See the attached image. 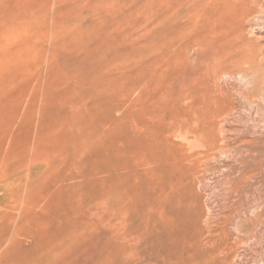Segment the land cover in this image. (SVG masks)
<instances>
[{
  "label": "rangeland",
  "instance_id": "1",
  "mask_svg": "<svg viewBox=\"0 0 264 264\" xmlns=\"http://www.w3.org/2000/svg\"><path fill=\"white\" fill-rule=\"evenodd\" d=\"M197 261L264 264V0H0V264Z\"/></svg>",
  "mask_w": 264,
  "mask_h": 264
},
{
  "label": "bare ground",
  "instance_id": "2",
  "mask_svg": "<svg viewBox=\"0 0 264 264\" xmlns=\"http://www.w3.org/2000/svg\"><path fill=\"white\" fill-rule=\"evenodd\" d=\"M238 1H239V0H238ZM226 2H227V1H226ZM236 2H237V1H236ZM169 220H170V219H169ZM167 223H168V222H167ZM171 223H172V222H171ZM171 223H170V224H171ZM185 224H186V223H185ZM168 225H169V224H168ZM171 226H172V225H171ZM184 226H185V225H184ZM173 227H174V226H173ZM182 228H183V226H182ZM186 228H187V227H186ZM188 232H189V231H188ZM188 232H187V233H188ZM188 235H189V234H188ZM197 236H198V235H197ZM194 237H195V236H194ZM194 237H193V238H194ZM198 240H199V239H198ZM199 241H200V240H199ZM187 242H188V241H186L185 243L187 244ZM194 242H195V241H194ZM198 243H199V242H198ZM188 244H189V243H188ZM191 244H193V243L191 242ZM194 244H195V243H194ZM183 245H184V244H183ZM193 246H194V245H193ZM183 248H184V247H183ZM191 248H192V247H191ZM186 249H187V248H186ZM195 250H196V248H195ZM203 250H204V249H203ZM190 252H192V251H190ZM198 253H199V252H198ZM191 254H192V253H191ZM188 255H189V254H188ZM188 255H187V256H188ZM192 256H193V255H192ZM209 257H210V256H209ZM196 258H197V257H196ZM202 259H203V258H202ZM202 259H201V260H202ZM205 259H206V258H205ZM203 260H204V259H203ZM183 262H184V261H183ZM195 262H196V260H195ZM195 262H194V263H195ZM197 262H198V264H200L199 261H197ZM200 262H202V261H200ZM205 262H206V261H205ZM210 262H212V261H210ZM203 264H204V263H203Z\"/></svg>",
  "mask_w": 264,
  "mask_h": 264
}]
</instances>
